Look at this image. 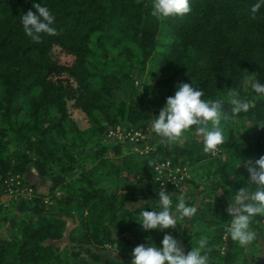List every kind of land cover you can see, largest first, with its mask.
<instances>
[{
	"label": "trees",
	"instance_id": "1",
	"mask_svg": "<svg viewBox=\"0 0 264 264\" xmlns=\"http://www.w3.org/2000/svg\"><path fill=\"white\" fill-rule=\"evenodd\" d=\"M258 2L190 0V13L161 21L153 0H0V195L10 175L33 187L0 203V264H130L136 246L162 247L166 233L185 254L208 237L210 264H264V217L248 248L226 231L232 197L248 186L247 163L264 156V98L251 88L264 84V5L251 13ZM37 3L59 33L38 44L22 26ZM181 82L223 102L227 139L215 155L203 152L195 126L171 145L151 128ZM231 88L254 106L233 115ZM110 129H140L150 146L136 151ZM164 159L191 174L171 193L173 209L182 196L198 212L175 229L146 231L137 219L158 210L155 165ZM30 167L48 178V193L26 178Z\"/></svg>",
	"mask_w": 264,
	"mask_h": 264
},
{
	"label": "clouds",
	"instance_id": "2",
	"mask_svg": "<svg viewBox=\"0 0 264 264\" xmlns=\"http://www.w3.org/2000/svg\"><path fill=\"white\" fill-rule=\"evenodd\" d=\"M264 5V0L251 7L252 18ZM38 10H29L22 16L24 33L34 43L42 42V35H58L53 27L55 16L50 10L37 3L34 5ZM190 0H153L152 16L158 20L170 17H183L191 12ZM252 90L258 97L264 98V84L254 82ZM203 90H197L189 83L181 82L174 96L167 97L165 106L160 110L158 117L151 121V128L162 144L171 145L183 143L186 132L195 126V133L202 137L203 152L215 155L219 146L226 142V136L221 126L222 120L228 119L223 112L221 100H204ZM228 103L232 106L233 115L247 112L254 105L247 100H241L237 89L231 88L228 93ZM264 128V121L258 122ZM250 174L247 187L240 188L232 197L227 212L232 219L226 228L231 240L241 248H248L257 240V232L252 224L257 216L264 217V156L247 163ZM254 185V188L252 187ZM178 202L173 209V200L166 191H159V199L156 209L153 211L143 210L137 221L144 230L175 229L177 222L192 219L198 212L196 206L187 204L184 197H178ZM209 239L202 236L196 246L185 254L180 242L171 234H165L162 247L146 246L140 244L132 252L131 264H210ZM221 254L223 250L220 249Z\"/></svg>",
	"mask_w": 264,
	"mask_h": 264
},
{
	"label": "built area",
	"instance_id": "3",
	"mask_svg": "<svg viewBox=\"0 0 264 264\" xmlns=\"http://www.w3.org/2000/svg\"><path fill=\"white\" fill-rule=\"evenodd\" d=\"M107 134L112 137L129 141L132 144L142 143L146 151L150 144L145 132L140 129H121V130H108ZM139 148V147H137ZM219 150V149H218ZM144 152L143 150H141ZM157 177L160 180L161 190L170 194L176 192L177 187H181L185 178L189 176V169L187 166H173L170 159H164L155 165ZM4 190L6 194L18 196H27L32 193L33 187L27 185L23 178L19 175H10L6 181Z\"/></svg>",
	"mask_w": 264,
	"mask_h": 264
},
{
	"label": "rangeland",
	"instance_id": "4",
	"mask_svg": "<svg viewBox=\"0 0 264 264\" xmlns=\"http://www.w3.org/2000/svg\"><path fill=\"white\" fill-rule=\"evenodd\" d=\"M54 49H55V48H54ZM251 82H253V78L251 77L250 73L247 71V72H246L245 86L248 88ZM158 115H159V114H155L153 117H154V118H155V117H158ZM154 138H156V136L151 137L152 140H153ZM137 147H139V148H137ZM132 148H133L134 150H136V151H141V150L146 151V149H147L146 147L144 148V146H143L142 143H139V144H133ZM189 172H190V171H189ZM27 174L31 177V178H29V179H31L32 182H33L34 180H36V182H38L37 189H39L40 191H44V192L48 193V191H49V180H48V178H47L46 176L39 175V174L37 173V171H36L35 169H31V167H30V169L25 173V176H26ZM189 175H191V174L189 173ZM31 180H30V181H31ZM184 185H185V184H184ZM187 186H188V184H187ZM185 187H186V186H185ZM13 196H14V195H10V194H1V195H0V203H1V202H5V203L10 202V200H11V198H12ZM45 199H46L47 201H51V200H50V197H49L48 194L46 195ZM179 242H180V244H181V246H182V248H183V250H184V252H185L184 244L182 243L181 240H179ZM114 254H115V253H113V250H108V251L105 252V257H109V256H112V255H114ZM129 263L131 264V261H130ZM99 264H103V263H99Z\"/></svg>",
	"mask_w": 264,
	"mask_h": 264
},
{
	"label": "crops",
	"instance_id": "5",
	"mask_svg": "<svg viewBox=\"0 0 264 264\" xmlns=\"http://www.w3.org/2000/svg\"><path fill=\"white\" fill-rule=\"evenodd\" d=\"M31 169H34L33 167H31ZM26 178L28 179V180H31V179H29V178H31L28 174L26 175ZM32 181V180H31ZM33 182H35V183H37V185H38V182H36V180H34Z\"/></svg>",
	"mask_w": 264,
	"mask_h": 264
}]
</instances>
